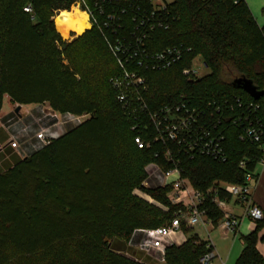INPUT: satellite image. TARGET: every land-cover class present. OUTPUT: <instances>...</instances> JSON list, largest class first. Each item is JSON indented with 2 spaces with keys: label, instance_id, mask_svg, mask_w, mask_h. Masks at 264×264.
<instances>
[{
  "label": "trees",
  "instance_id": "1",
  "mask_svg": "<svg viewBox=\"0 0 264 264\" xmlns=\"http://www.w3.org/2000/svg\"><path fill=\"white\" fill-rule=\"evenodd\" d=\"M73 2L0 0V110L6 99L12 106L45 105L58 114L86 116L29 156L13 154L0 171V264H161L129 243L138 231L168 225L179 209L169 203L167 190L142 188L144 168L162 148L134 144L131 122L110 86L117 66L102 34L92 28L67 42L54 30L50 18L68 11ZM26 7L31 11L25 12ZM167 9L169 27L152 34L150 44L154 50L189 49L187 58L199 57L207 74L196 81L184 79L180 70L188 63L145 71L150 106L179 92L236 96L258 104L264 121V95L253 100L232 86L244 79L264 91V26L258 27L245 1L173 0ZM81 46L89 53L100 49L106 58L97 53L93 60L89 57L95 64H83L77 58ZM103 68L110 70L108 84ZM225 151L224 163L180 158L183 177L201 192L217 189V182L244 185L245 175L254 172L262 157L259 148L230 131ZM135 189L167 211L134 197ZM217 195L231 201L220 188ZM202 209L216 228L220 211L209 199ZM181 229L185 241L167 247L162 264H199L213 250L189 228ZM240 239L243 248L235 264H264L257 251L264 242V217Z\"/></svg>",
  "mask_w": 264,
  "mask_h": 264
},
{
  "label": "built area",
  "instance_id": "2",
  "mask_svg": "<svg viewBox=\"0 0 264 264\" xmlns=\"http://www.w3.org/2000/svg\"><path fill=\"white\" fill-rule=\"evenodd\" d=\"M167 5L158 0H74L70 7L86 16L89 30L95 28L103 36L117 66L110 86L116 103L131 122L130 130L135 133L134 144L138 149H148L153 145L162 148V153L156 152L154 160L145 166L146 177L142 188L167 190L169 203L179 209L168 225L138 231L136 235L140 234V238L136 241L135 235L129 243L148 256L156 255L160 263L167 247L180 245L184 236L182 226L200 227L209 237L210 230L214 228L202 209L207 199L222 215L216 229L223 234L239 233L240 222L230 213V202L242 208L243 218L254 227L255 222L264 217L261 210L252 204L253 173L245 175L244 185L217 182V189L201 192L190 185L180 169V158H206L224 163L227 160L226 137L230 131H234L241 142L256 145L262 155L259 162H262L264 121L260 118L259 105L236 96L185 92H179L173 99L156 106H150L146 99L145 71H166L188 63L181 68L180 76L191 81L202 78V70L207 71L199 57L187 58L189 49L170 46L154 50L150 44L152 34L166 31L169 27ZM24 11L30 12L31 9L26 7ZM61 12H56L54 16ZM31 106H34L35 113L29 112L16 118L9 116L0 123L7 135L5 146L0 144V152L8 148L19 158L27 157L60 137L67 129L79 125L86 117L58 114L45 105ZM22 107L26 106H19V110ZM245 165L243 161L239 167L244 168ZM219 188L231 197L229 203L218 197ZM132 195L144 201L147 198L160 210L167 211L143 190L135 189ZM205 241L208 248L213 247L208 239ZM215 256L213 249L200 258L199 264H212Z\"/></svg>",
  "mask_w": 264,
  "mask_h": 264
},
{
  "label": "rangeland",
  "instance_id": "3",
  "mask_svg": "<svg viewBox=\"0 0 264 264\" xmlns=\"http://www.w3.org/2000/svg\"><path fill=\"white\" fill-rule=\"evenodd\" d=\"M158 1H163L166 4H170L172 3L173 0H158ZM74 9V8H73ZM68 11H72V9H69ZM54 19V20H53ZM55 16H53V18L51 17L50 20L52 21V26L54 28V30L57 32V30L55 29ZM85 32V31H84ZM58 33V32H57ZM59 34V33H58ZM71 32L67 34L66 38L63 39V37L61 36V38L67 42H70L72 39L79 37L81 35H74L71 37ZM74 34V33H72ZM60 35V34H59ZM82 43V42H80ZM82 45V44H81ZM84 46L79 47V52H77L78 54V60L84 64V62H88L90 61V63L88 64H95V61L93 60V57L96 56L97 53L102 54V57H105V54L102 53L100 51V49H98V51L94 50L93 53H89L88 50H86L85 48H83ZM92 60H90V58ZM84 61V62H83ZM92 61V62H91ZM108 68V67H107ZM107 68H103L102 69V73L105 74V76L107 75V84H108V69ZM201 75H206L207 71L202 70L200 72ZM15 106V105H14ZM17 106V105H16ZM10 111V112H9ZM15 111V107H13L10 103H8V101L5 99L3 102V107L0 110V123L7 118L8 116H13V117H19L20 115H25L29 112H36L34 109V106H26V107H22L21 110H19L17 113L14 112ZM9 112V113H8ZM7 142L6 140L0 139V144L2 146H5ZM8 149V148H6ZM6 149H4L3 151L0 152V171H2L5 167H6V163H11V157L13 156V153L11 151V153H9V151H7ZM135 197V196H134ZM137 198V197H136ZM139 199V198H138ZM142 200V199H140ZM146 201L143 200L144 203H146L147 205L149 204L150 206L157 208L158 210H160V208H158L156 205H154L150 200H148L147 198H145ZM151 202V203H149ZM189 230L195 234L197 236V238L199 240H209L212 244V246L214 247V253H215V258L212 260V264H218L221 261H225V264H235L237 258L240 255V246L241 243L238 239H234L232 236L225 239L223 237V234L221 233V231L219 229H212L209 233V237L207 238V234L206 232L200 228V227H195V228H189ZM242 251V250H241ZM151 258H153L154 260H158L156 255H151ZM162 264V263H161Z\"/></svg>",
  "mask_w": 264,
  "mask_h": 264
},
{
  "label": "crops",
  "instance_id": "4",
  "mask_svg": "<svg viewBox=\"0 0 264 264\" xmlns=\"http://www.w3.org/2000/svg\"><path fill=\"white\" fill-rule=\"evenodd\" d=\"M247 7L249 8L253 18L255 19V22L257 23L258 27L264 26V0H244ZM16 108V105L13 106ZM10 112V111H9ZM8 112V113H9ZM9 117V116H8ZM2 136H6L5 132L0 127V138ZM13 153V152H12ZM14 154V153H13ZM254 182L251 184V200L252 204L257 207L259 210H261L262 214H264V160L262 162H259L254 169ZM229 210L230 213L238 218L240 225H239V233L233 234V233H227L223 234V237L225 239L229 237H233L235 240L238 239L241 243L240 246V252L243 248V244L241 241V236H246L249 232H252L254 229V225L251 224L249 221L243 218V210L242 208L233 203H229ZM211 231V230H210ZM210 233V232H209ZM140 234H137L136 237H139ZM180 245L185 241V236H183V239L180 240ZM214 249V247H213ZM257 251L259 254L264 258V242H259L257 244ZM218 264H225V261H221Z\"/></svg>",
  "mask_w": 264,
  "mask_h": 264
},
{
  "label": "bare ground",
  "instance_id": "5",
  "mask_svg": "<svg viewBox=\"0 0 264 264\" xmlns=\"http://www.w3.org/2000/svg\"><path fill=\"white\" fill-rule=\"evenodd\" d=\"M55 18V29L63 39L70 32L74 35H81L84 31L89 30L86 16L75 8L72 11H63Z\"/></svg>",
  "mask_w": 264,
  "mask_h": 264
},
{
  "label": "water",
  "instance_id": "6",
  "mask_svg": "<svg viewBox=\"0 0 264 264\" xmlns=\"http://www.w3.org/2000/svg\"><path fill=\"white\" fill-rule=\"evenodd\" d=\"M232 86L245 92L251 99L258 100L264 91H257L250 81L244 79H236L232 82ZM19 111V106H16L15 113Z\"/></svg>",
  "mask_w": 264,
  "mask_h": 264
}]
</instances>
